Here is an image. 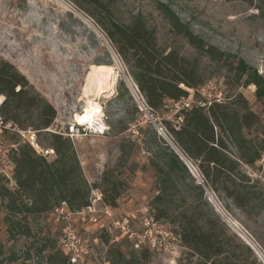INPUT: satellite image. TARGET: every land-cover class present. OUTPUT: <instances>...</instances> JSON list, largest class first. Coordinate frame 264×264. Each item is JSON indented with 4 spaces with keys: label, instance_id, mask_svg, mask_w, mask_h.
I'll list each match as a JSON object with an SVG mask.
<instances>
[{
    "label": "rangeland",
    "instance_id": "obj_1",
    "mask_svg": "<svg viewBox=\"0 0 264 264\" xmlns=\"http://www.w3.org/2000/svg\"><path fill=\"white\" fill-rule=\"evenodd\" d=\"M99 1L108 13L79 0H0V60L12 64L33 90L55 109L52 128L68 133L74 126L73 133L64 136L72 143L89 188L102 192L101 179L103 173L109 171L110 180L119 188L117 206L113 209L115 218L132 213L156 221L152 205L156 182L148 161L151 154L147 151L153 134L148 123L152 124L157 136L162 135V121L179 122L175 118L176 103H166L154 118L147 112L128 67L96 21L109 27L112 23L127 25L133 18L140 17L154 30L161 48L174 49L189 60L197 59L203 84L197 87L198 91L183 87L189 92L192 104L219 98L226 101L224 104L233 106L236 95L241 94L257 118V124L244 131V136L257 141L260 157L251 166L239 165L240 173L249 180L254 203L242 211L223 195L218 198L213 194L205 196L228 233L249 247L257 262L264 264V107L255 100V87H237L234 77L235 68L243 64L264 78V0ZM158 5L173 12L190 29L192 36L216 49L222 55V62H211L193 48L187 38L175 35ZM97 64L111 66L114 74L96 75L93 84L99 79L105 84L115 78L114 91L95 100L101 107V115L95 122L105 130L102 135L92 131L95 122L82 125L73 122L74 115L84 111L83 86L91 66ZM82 126L90 131H77ZM38 139L41 147L50 148L49 133L40 131ZM230 152L234 158L236 150L232 146ZM185 178L188 186L194 184L192 178L195 184L200 182L190 171ZM0 184H5L1 177ZM6 216L0 200L1 264H47L48 254L62 255L56 247L60 232L52 212L28 219L31 237L9 235ZM157 222L170 238L166 240L167 248L173 250V254L163 249H134L120 236L114 233L108 236L105 222L102 230L99 225L84 224L79 230L89 239L94 264L109 263L108 253L112 249L120 250L126 258L147 250L149 260L146 264L185 262L186 249L174 233L176 226L163 220ZM105 239L113 241L105 243ZM45 244L48 247L39 254L38 249ZM192 259L195 262V258Z\"/></svg>",
    "mask_w": 264,
    "mask_h": 264
},
{
    "label": "trees",
    "instance_id": "obj_2",
    "mask_svg": "<svg viewBox=\"0 0 264 264\" xmlns=\"http://www.w3.org/2000/svg\"><path fill=\"white\" fill-rule=\"evenodd\" d=\"M79 1L108 13L99 0ZM158 9L175 35L187 38L189 44L211 62H222V55L192 36L190 29L173 12L163 5H158ZM96 22L128 67L147 112L153 118L166 103L189 96L183 87L196 91L203 84L198 60H189L174 49L161 48L154 30L149 29L140 17L133 18L127 25L112 23L107 27L101 21ZM235 70L236 86H254L255 100L264 107V78L243 64ZM0 96L4 97L1 114L18 127L43 130L56 116L55 109L33 90L12 64L4 60H0ZM197 102L175 113L179 122L162 121L163 136H157L152 124L148 123L153 134L147 151L151 154L148 161L156 182L152 198L155 219L176 226L174 233L186 249L185 262L180 261V264H260L249 247L228 233L205 196L207 189L217 198L223 195L230 199L242 211L252 206L255 199L249 191V180L240 173L239 165L251 166L260 157L257 141L244 136V131L257 124V118L241 94L236 95L233 106L224 101L202 107ZM49 140L54 160L47 161L30 147L22 146L12 156L14 185L9 187L6 181L0 184V200L7 212L5 220L9 235L31 237L28 219L52 212L61 201H66L72 209L88 204L90 188L82 176L71 141L50 133ZM169 141L196 170L201 184H195L193 178L192 186L186 184L185 176H189V170ZM230 146L236 150L234 158L230 156ZM108 174L109 171L103 173L101 193L103 202L114 209L119 188ZM105 243L108 240L105 239ZM47 247L45 244L38 249L39 254ZM108 255L109 264H146L149 260L147 250L129 258L118 249L110 250ZM46 263L69 264L63 255L55 252L46 256Z\"/></svg>",
    "mask_w": 264,
    "mask_h": 264
},
{
    "label": "built area",
    "instance_id": "obj_3",
    "mask_svg": "<svg viewBox=\"0 0 264 264\" xmlns=\"http://www.w3.org/2000/svg\"><path fill=\"white\" fill-rule=\"evenodd\" d=\"M3 100L4 97L0 96V177L8 183L9 187H12L14 185L12 156L18 152L20 147L28 146L36 155L47 161H52L55 158L54 151L51 148L40 146L38 133L44 131L50 134L62 136L67 134L69 136L73 133L74 126L70 128L68 133L56 131L52 128V124L43 130H36L31 127H18L16 124L6 121L1 114ZM213 102L223 103L224 100L219 98H214L208 102L201 100L197 102V105L207 107ZM172 103H176L175 113L188 109L192 105L188 97ZM78 130L83 133L90 131L85 126H82V129L78 128ZM92 131L102 135L105 130L102 129L101 124L95 122ZM52 213L53 221L59 227L60 232L56 240V247L69 264H94L92 259L93 249L87 236L79 230V226L84 224L96 227L99 225L102 230L104 228L103 222L107 225L106 234L108 236L114 233L129 242L134 249L153 248L158 251L163 249L167 253L173 254V250L167 248L168 243L166 240L170 238H168L167 233L157 220L154 221L149 217L143 216L137 217L132 213L123 218H115L113 208L103 202L102 193L96 189H90L86 206L72 209L66 201H61L53 209ZM136 224H138V228ZM110 241H113V239H110ZM104 264L109 263L105 262Z\"/></svg>",
    "mask_w": 264,
    "mask_h": 264
},
{
    "label": "bare ground",
    "instance_id": "obj_4",
    "mask_svg": "<svg viewBox=\"0 0 264 264\" xmlns=\"http://www.w3.org/2000/svg\"><path fill=\"white\" fill-rule=\"evenodd\" d=\"M113 71L114 69L109 65L97 64L91 66V72H88L89 74L87 83L84 84L85 86H83L82 90L83 94H81L83 95V100L85 102L84 111L81 114H75L73 117V122H75L77 125H82L85 123L93 124L97 119H99L101 115V107L95 100L98 99L101 95H104L105 93L108 94L109 92L114 91L112 89L115 83V78L111 82L105 84H103L100 79L97 80V83L93 84V78L94 76H98L100 74L102 76H109L110 74H114Z\"/></svg>",
    "mask_w": 264,
    "mask_h": 264
},
{
    "label": "water",
    "instance_id": "obj_5",
    "mask_svg": "<svg viewBox=\"0 0 264 264\" xmlns=\"http://www.w3.org/2000/svg\"><path fill=\"white\" fill-rule=\"evenodd\" d=\"M130 84V83H129ZM131 86V85H130ZM135 89L137 90V92H138V89H137V87H135ZM169 144L171 145V147H172V149L174 150V152H175V154L178 156V158L180 159V161H182L184 164H185V166L188 168V170L190 171V173L195 177V178H198L199 180H200V178H199V175H198V173L196 172V170L192 167V165L187 161V159L175 148V146L169 141ZM198 184H201V181L198 183ZM205 191H206V194H209L210 195V193L208 192V190L207 189H205Z\"/></svg>",
    "mask_w": 264,
    "mask_h": 264
}]
</instances>
